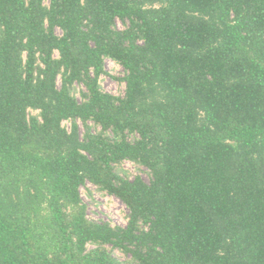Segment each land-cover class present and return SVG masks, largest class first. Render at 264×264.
Listing matches in <instances>:
<instances>
[{"label":"trees","instance_id":"trees-1","mask_svg":"<svg viewBox=\"0 0 264 264\" xmlns=\"http://www.w3.org/2000/svg\"><path fill=\"white\" fill-rule=\"evenodd\" d=\"M0 264H264V0H0Z\"/></svg>","mask_w":264,"mask_h":264},{"label":"rangeland","instance_id":"rangeland-1","mask_svg":"<svg viewBox=\"0 0 264 264\" xmlns=\"http://www.w3.org/2000/svg\"><path fill=\"white\" fill-rule=\"evenodd\" d=\"M117 25L121 29L125 27L120 20L117 21ZM106 70L109 74L102 75L100 79L102 89L116 95H123L126 84L114 77H122L124 75L123 67L118 63L107 59ZM64 123L65 125L70 126L69 121H65ZM80 126L83 134L84 126L82 124H80ZM120 167L131 178L136 175H140L146 182H149L151 179L150 172L145 166L135 164L131 161H125L122 165H120ZM81 192L83 199L88 206L87 212L89 217L109 222L112 225L125 226L127 224L129 210L118 197L101 191L97 189L95 185L90 183H88L86 187H82ZM114 253L123 259L126 258V255H124L121 251L115 250Z\"/></svg>","mask_w":264,"mask_h":264}]
</instances>
